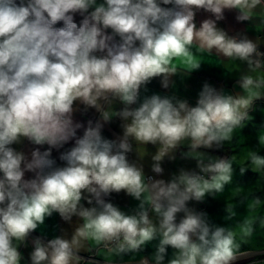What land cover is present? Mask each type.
I'll return each instance as SVG.
<instances>
[{
  "label": "clouds",
  "instance_id": "9594fccd",
  "mask_svg": "<svg viewBox=\"0 0 264 264\" xmlns=\"http://www.w3.org/2000/svg\"><path fill=\"white\" fill-rule=\"evenodd\" d=\"M199 10L214 19L197 27ZM225 10L264 31V0H0V264H21L20 246L27 247L31 233L43 230L54 213L69 224L76 217L74 230L70 238L33 239L30 264H96L81 251H95L106 264L128 253L124 264H236L264 252V245L252 243L257 226L264 230L258 212L264 200L251 188L229 189L233 165L241 174L257 173L256 184L264 182V128L238 160L241 130L253 120L255 101L264 99V40L218 27ZM58 22L63 27H55ZM205 54L219 62H206ZM205 63L238 72L242 94L205 83L195 106L175 95L141 99L154 78L168 89L173 76L184 79ZM80 106L95 109L99 118L77 137L84 127L73 118ZM114 118L122 135L107 139L102 129ZM25 140L49 147L35 148L29 159L14 147ZM71 140L57 166L52 149ZM226 145L233 155L201 151ZM133 151L141 161L151 155L157 175L177 151L195 160L198 171L180 169L167 181L146 177L142 164L129 161ZM26 172L34 177L25 179ZM121 191L138 201L134 209L126 212L105 199ZM208 196L226 198L225 220L236 216L234 201L246 205L247 215L233 226L212 224L188 206ZM154 240L155 252L137 260ZM242 244L249 249L242 251Z\"/></svg>",
  "mask_w": 264,
  "mask_h": 264
},
{
  "label": "crops",
  "instance_id": "0c3cea01",
  "mask_svg": "<svg viewBox=\"0 0 264 264\" xmlns=\"http://www.w3.org/2000/svg\"><path fill=\"white\" fill-rule=\"evenodd\" d=\"M100 2V0H98ZM166 7H171L166 6ZM237 15L236 10H225V19L222 21L217 22V26L224 29L229 33V35H235L237 32L245 33L250 39L255 40L257 36L264 40V31L257 32L255 27L253 26L254 22H238L235 17ZM212 17L211 13L205 12L204 10H199L196 12L195 16V23L197 27L201 24V22L205 19H209ZM83 17L77 13L74 15V22L77 23L79 26L80 22L82 21ZM255 23H258L256 21ZM55 27H63V22H58ZM111 30H109L110 32ZM119 39L118 37L116 38ZM264 50V43L260 46V51ZM206 62H219V58L212 56L207 57ZM244 67V66H242ZM239 73H227L226 70L217 65H210V64H202L199 70L193 71L190 76L181 79L179 76H173L171 79L175 82L174 86H170L168 89H164L161 84V78H154L146 87L147 92L143 89L141 90V99L147 95L151 96L152 94H159L161 96L164 95H175L178 99L187 100L191 106H195L196 101L198 99V94L202 90V87L205 83H208L210 86L214 87L216 90L220 91L223 90L224 92L232 95L242 94V90L236 84L238 79ZM264 101V99H259L255 101L259 103ZM122 105L117 104L116 110H119ZM135 107V105L133 106ZM81 111H77L74 113V121L81 123L84 127L77 130V137L83 135L84 129L87 127V122L92 120L95 122L99 118V114L95 111V109H89L87 112H83V106H80ZM121 121L118 118H114L112 122L104 124L102 129V135L107 139H116L118 136L122 135V129L120 128ZM74 145V140L69 141L60 149H52V158L56 160L57 166H63V162L59 160V156L62 152L70 149ZM19 151H23L25 155L31 159V151L35 148H40L41 151L46 150L49 146H37L32 145L30 142L25 140L21 145H14ZM135 148V145H134ZM186 149H181V151ZM147 151L150 154H154L156 148L152 145H147ZM201 151H206L209 155L212 156H219V154L213 149H201ZM128 159L130 162H138L143 165V170L145 176H151L153 179H164L169 180L171 176L175 173H178L180 169L185 170H195L196 168V161L192 159H183L180 156V151L176 153V159L173 161L165 160L162 162L161 166L164 169L162 175H157L152 172V164L153 161L151 160V155L146 156L142 161L138 160L137 154L135 151L128 153ZM34 177V173L26 172L25 179H31ZM107 201H110L124 210L126 212L134 209L138 204V201L134 200L132 197L128 196L124 191L120 193H111L108 197H105ZM82 203L87 205L86 201H82ZM198 211V210H197ZM179 215V214H178ZM179 217V216H178ZM179 219V218H178ZM77 223V218L73 217V221L71 224L63 221L58 213H54L52 217L46 219L45 225L43 230L37 229L27 239V247L21 245L19 251L22 253L23 260L21 264H30V252L32 251L33 245L32 241L35 238H40L44 240L46 243L47 240H50L56 236H63L67 234L70 238L74 227ZM159 241L154 240L150 242L148 245L144 247V249L136 254V259L138 260L140 256H151L158 245ZM172 249L169 247L168 252L169 255L172 253ZM79 255L85 260H93L96 264H106V261L102 256L95 255V251L93 253H88L85 251H81ZM132 253L124 254L122 257H114L113 263L120 264L128 261Z\"/></svg>",
  "mask_w": 264,
  "mask_h": 264
},
{
  "label": "rangeland",
  "instance_id": "374dc122",
  "mask_svg": "<svg viewBox=\"0 0 264 264\" xmlns=\"http://www.w3.org/2000/svg\"><path fill=\"white\" fill-rule=\"evenodd\" d=\"M253 117V120L249 122L242 130H241V145L238 149L239 155L238 160L244 155V151L247 147H255L257 145V133L261 128H264V101L255 104V110L250 113ZM220 157L223 156H231L234 153L230 151L225 146L222 150H215ZM260 155H264V149L260 151ZM234 174H233V182L232 185L229 186V189L232 187L241 186L245 189L251 188L253 190V195L255 197H259L261 200H264V182L256 184L258 180V174L251 171V169L247 170L244 174L240 173L239 166L233 165ZM198 171L197 168H195ZM259 188V189H257ZM225 197L230 196V191L226 190L224 193ZM218 197L212 198L211 196L206 197L204 202H195L190 201L188 206L194 208L198 212L202 211L208 215L209 222L212 224H216L219 226H233L236 223L242 221V219L247 215V207L245 204H239L238 201H234L237 204L234 211L236 212V216L232 220H225V216L227 215L226 208V198ZM258 212L264 215V206L258 209ZM179 217L182 214L178 215ZM178 217V218H179ZM240 231V228L237 227V232ZM257 226V234L253 237L252 243L255 245H264V233ZM249 245L242 244L241 250H248ZM253 260L264 261V252L259 255L249 257L247 259H241L236 262V264H252Z\"/></svg>",
  "mask_w": 264,
  "mask_h": 264
},
{
  "label": "built area",
  "instance_id": "2783aa9c",
  "mask_svg": "<svg viewBox=\"0 0 264 264\" xmlns=\"http://www.w3.org/2000/svg\"><path fill=\"white\" fill-rule=\"evenodd\" d=\"M261 52H264V50L261 49ZM148 177H151V176H148ZM113 264H115V263H113ZM120 264H124V263H120Z\"/></svg>",
  "mask_w": 264,
  "mask_h": 264
},
{
  "label": "trees",
  "instance_id": "16d2710c",
  "mask_svg": "<svg viewBox=\"0 0 264 264\" xmlns=\"http://www.w3.org/2000/svg\"><path fill=\"white\" fill-rule=\"evenodd\" d=\"M58 24V23H57Z\"/></svg>",
  "mask_w": 264,
  "mask_h": 264
}]
</instances>
